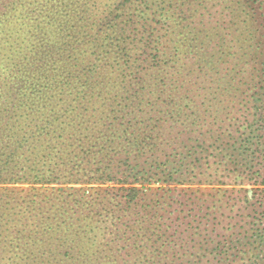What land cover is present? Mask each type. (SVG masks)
I'll list each match as a JSON object with an SVG mask.
<instances>
[{"label":"trees","instance_id":"1","mask_svg":"<svg viewBox=\"0 0 264 264\" xmlns=\"http://www.w3.org/2000/svg\"><path fill=\"white\" fill-rule=\"evenodd\" d=\"M0 264H264V0H0Z\"/></svg>","mask_w":264,"mask_h":264},{"label":"rangeland","instance_id":"2","mask_svg":"<svg viewBox=\"0 0 264 264\" xmlns=\"http://www.w3.org/2000/svg\"><path fill=\"white\" fill-rule=\"evenodd\" d=\"M249 195H251V193L249 192Z\"/></svg>","mask_w":264,"mask_h":264}]
</instances>
